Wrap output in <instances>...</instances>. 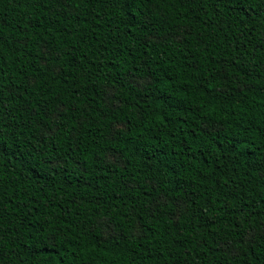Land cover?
Instances as JSON below:
<instances>
[{
    "label": "trees",
    "instance_id": "1",
    "mask_svg": "<svg viewBox=\"0 0 264 264\" xmlns=\"http://www.w3.org/2000/svg\"><path fill=\"white\" fill-rule=\"evenodd\" d=\"M0 264H264V0H0Z\"/></svg>",
    "mask_w": 264,
    "mask_h": 264
}]
</instances>
